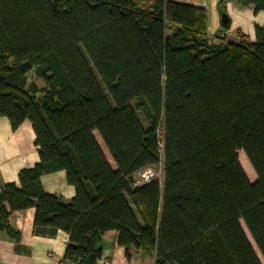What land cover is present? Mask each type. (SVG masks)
Masks as SVG:
<instances>
[{"label":"trees","instance_id":"trees-1","mask_svg":"<svg viewBox=\"0 0 264 264\" xmlns=\"http://www.w3.org/2000/svg\"><path fill=\"white\" fill-rule=\"evenodd\" d=\"M0 117L31 124L39 159L0 188L16 247L10 217L33 208L34 234L68 235L70 264H95L110 230L127 260L142 249L154 264H264L263 28L215 45L204 10L170 0H0ZM160 162L162 182L133 184ZM60 170L67 202L40 182Z\"/></svg>","mask_w":264,"mask_h":264},{"label":"crops","instance_id":"crops-1","mask_svg":"<svg viewBox=\"0 0 264 264\" xmlns=\"http://www.w3.org/2000/svg\"><path fill=\"white\" fill-rule=\"evenodd\" d=\"M140 5L149 6L151 0H135ZM177 3L200 7L205 12L206 34L209 43L225 44L242 38L248 42L255 40V28L264 29V7L255 11L252 4L238 5L234 0H170ZM222 7L228 17V25L220 21ZM33 81L39 86L37 80ZM96 134V133H95ZM98 135L96 134V138ZM34 132L28 121L16 129L10 127L6 117H0V188L7 183H18V172L32 167L38 162ZM100 139V138H99ZM108 159V157H107ZM109 160V159H108ZM45 192L56 194L63 202L74 196V188L66 182L65 172L43 174L40 177ZM34 209L14 211L10 223L19 233V243L0 230V264H63V254L68 235L58 230L52 236L33 233ZM100 257L95 264H154V256L142 249L132 250L130 259L125 250L116 243V231L110 230L101 236Z\"/></svg>","mask_w":264,"mask_h":264},{"label":"rangeland","instance_id":"rangeland-1","mask_svg":"<svg viewBox=\"0 0 264 264\" xmlns=\"http://www.w3.org/2000/svg\"><path fill=\"white\" fill-rule=\"evenodd\" d=\"M28 76L30 77V79H35V80H37L38 83H39L40 85H41V83H43V81H42L40 78L35 77V75L33 74V71H31V72L29 73ZM142 121H143V124H144V125H147L146 121H145L143 118H142ZM97 137H98V136H97ZM98 141H99L100 144H101V141H100L99 137H98ZM103 150H104L106 156L108 157L110 163H111L112 165H114V164H113V161H112V159H111V157H110V155L108 154V152H107L104 148H103ZM237 152H238V158H239L240 164H241L243 170L245 171V173H246L248 179H249L251 182L255 181V179H256V174H255L253 168L251 167L249 161L247 160V158L245 157L244 153H243L241 150H238ZM153 168L158 172L159 177H160V182H162V164H161V162H160L159 164H157L156 166H154ZM245 231H246V230H245ZM246 234H247V237L249 238V240H250V242H251V244H252V246H253V248H254L256 254L258 255V257H259V259L261 260V262L263 263V260L261 259V256L259 255V253H258L256 247L254 246L252 240L250 239V236L248 235L247 232H246Z\"/></svg>","mask_w":264,"mask_h":264},{"label":"built area","instance_id":"built-area-1","mask_svg":"<svg viewBox=\"0 0 264 264\" xmlns=\"http://www.w3.org/2000/svg\"><path fill=\"white\" fill-rule=\"evenodd\" d=\"M239 41H242V38L238 39L237 42H239ZM158 138L160 139L159 145L161 146V130H158ZM154 179H157L160 181V177H159L158 172L153 167L146 168L142 171L137 172L134 175L133 184L134 185H141V184L147 183V182L154 180ZM63 264H70V263L63 262Z\"/></svg>","mask_w":264,"mask_h":264},{"label":"water","instance_id":"water-1","mask_svg":"<svg viewBox=\"0 0 264 264\" xmlns=\"http://www.w3.org/2000/svg\"><path fill=\"white\" fill-rule=\"evenodd\" d=\"M220 21L222 25L227 26L228 25V17L225 13V11H220ZM80 264H92V255L89 254L85 257V259Z\"/></svg>","mask_w":264,"mask_h":264}]
</instances>
